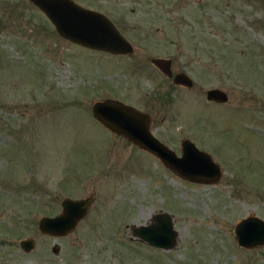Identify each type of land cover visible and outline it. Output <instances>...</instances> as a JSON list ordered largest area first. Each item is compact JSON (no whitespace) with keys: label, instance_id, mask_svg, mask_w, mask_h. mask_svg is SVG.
Here are the masks:
<instances>
[{"label":"rangeland","instance_id":"obj_1","mask_svg":"<svg viewBox=\"0 0 264 264\" xmlns=\"http://www.w3.org/2000/svg\"><path fill=\"white\" fill-rule=\"evenodd\" d=\"M76 1L106 13L133 51L84 47L31 0H0V264H264V245L234 235L245 215L264 218V0ZM153 56L171 57L192 86ZM213 86L228 100L209 101ZM105 97L147 110L151 132L177 153L193 140L220 178L188 180L104 127L91 105ZM90 194L71 232L40 231L63 197ZM161 212L176 231L169 248L134 231Z\"/></svg>","mask_w":264,"mask_h":264},{"label":"water","instance_id":"obj_2","mask_svg":"<svg viewBox=\"0 0 264 264\" xmlns=\"http://www.w3.org/2000/svg\"><path fill=\"white\" fill-rule=\"evenodd\" d=\"M50 20L62 37L90 49L115 54L133 51L131 41L104 12L87 7L76 0H31ZM151 62L166 76L173 75V82L190 87L192 77L186 71L172 73L171 58L153 56ZM206 98L217 102L228 100V93L217 86L206 90ZM91 111L104 127L126 137L140 148L150 152L178 175L200 183L216 182L221 174L220 164L207 150L198 147L193 140L183 137L180 153L157 138L150 130L151 115L139 107L115 97H105L92 102ZM93 195L84 197L65 196L61 210L56 214H44L38 220L42 233L64 235L71 232L85 216ZM156 222L140 225L135 234L151 245L169 248L175 243L176 231L167 212L158 213ZM237 243L243 247L264 245V218L249 214L240 218L234 226ZM25 251H30L35 240L26 236L19 240ZM57 247H54V251Z\"/></svg>","mask_w":264,"mask_h":264},{"label":"flooded vegetation","instance_id":"obj_3","mask_svg":"<svg viewBox=\"0 0 264 264\" xmlns=\"http://www.w3.org/2000/svg\"><path fill=\"white\" fill-rule=\"evenodd\" d=\"M88 7V6H87ZM92 8V7H91ZM101 11V10H100ZM103 12V11H102ZM106 14V13H105ZM107 15V14H106ZM112 20V19H111ZM113 21V20H112ZM114 22V21H113ZM115 23V22H114ZM119 28V27H118ZM122 32V31H121ZM152 58V57H151ZM171 58V57H170ZM154 65V64H153ZM155 66V65H154ZM156 67V66H155ZM157 68V67H156ZM157 69H159V68H157ZM171 69H172V59H171ZM159 71L160 72H162L160 69H159ZM179 71H185V70H179ZM176 72H178V71H173V69H172V73L174 74V73H176ZM166 76V75H165ZM166 77H168V78H171L172 79V81H173V75H171V76H166ZM176 84V83H175ZM177 85H180V84H177ZM209 100V99H208ZM209 101H214V100H209ZM217 102V101H216ZM131 104V103H130ZM134 105V104H133ZM136 106V105H135ZM138 107V106H137ZM140 108V107H139ZM140 109H142V108H140ZM142 110H144V111H147V110H145V109H142ZM72 197H77V196H72ZM93 201H94V198H93ZM93 204V202L91 203V205ZM62 207V206H61ZM61 210V209H60ZM82 220V219H81ZM79 222H80V220H79ZM54 247H57V250L56 251H58V245L57 244H54L53 245V251H54Z\"/></svg>","mask_w":264,"mask_h":264}]
</instances>
